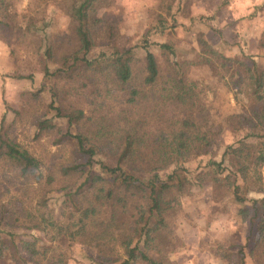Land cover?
<instances>
[{
  "label": "rangeland",
  "instance_id": "rangeland-1",
  "mask_svg": "<svg viewBox=\"0 0 264 264\" xmlns=\"http://www.w3.org/2000/svg\"><path fill=\"white\" fill-rule=\"evenodd\" d=\"M230 1L234 4V0ZM79 2L81 0H7L11 5L9 15L17 12L19 16L8 18L13 28L2 30L0 27V103L5 101L7 106L0 109V129L41 161L43 178L37 179L39 172L24 178L7 161L0 160V236L14 233L17 242L35 241L40 256L37 262L30 264L40 261L41 264H58V257H63L65 264H111L100 260L97 249L89 242L70 240L69 234L57 239L56 234L25 228L28 220L23 212L30 210L28 207L37 208L50 220H59L63 225L72 222L70 219L74 218L70 216L75 212L72 200L81 198L82 202L83 197H91L89 184L82 185L93 174L101 175L99 160L113 161L118 157L117 148L111 150L112 144L101 138V147L108 156L100 151L89 165L88 156L80 153L72 135L82 132L90 135L96 123L81 119L79 111L92 118L100 113L106 117L108 125L117 124L119 120L118 140L124 134L126 137L127 130L134 129L133 137L140 145L137 156L158 160L152 148L164 138L174 140L169 133L179 119L176 109L189 105L187 109L193 111L198 127L192 132L187 130V138L183 139L193 141L195 131L207 132L210 145L207 152L197 154L195 149L186 159L158 172L162 181L177 185L181 179L184 186L181 190L175 187L164 196L165 203L171 202L164 208L168 210L165 213L169 222L167 231L173 243L165 247L157 240V249L146 254L157 264H264V203L256 213L251 202V199L264 197L263 193L255 192L259 187L264 189V169L257 170L258 181L252 168L246 181L242 178L235 181L236 175H240V166L247 163L244 155L238 158L229 151L231 146L238 147L247 133V130H235L237 125L230 120L232 115L245 113L247 86L245 82H238V76H231L240 72L236 64L224 67L221 56H213L200 44V38L204 37L211 47L224 53L220 52L222 56L238 58L248 64L255 62L264 68V31L253 36L248 24L253 21L255 31L264 30V0H240L233 5L240 7L234 10V21L230 25L245 20L242 33L250 32L248 37L235 43H228L232 42V35H226L228 39L224 40L218 21L221 19L218 14L222 13V18L229 16L225 15L226 8L219 6L228 0H99L94 7H98L97 12L88 10L90 16L95 14L102 23L94 24L91 29L93 48L86 59L124 55L133 71L132 82L126 85L100 71L86 70L85 63L77 70H69L72 62L64 64L63 59L73 55L81 45L74 11ZM5 15L7 11L1 8L0 19L4 21ZM30 26L33 32L29 33ZM49 48L50 56L46 53ZM148 52L155 55L160 72L152 85L145 83ZM178 63L182 66L177 67ZM177 70H180V78L196 84L198 95L193 106L176 105L173 101L172 104L161 103V97L167 94L164 89L173 86L165 82L174 78ZM40 90L42 93L34 96ZM133 91L141 94L133 96ZM131 97L133 101L128 103ZM57 108L65 115H72L75 124L71 125L68 118L58 117ZM122 117L131 122L126 124ZM46 121L49 126H42ZM181 129V124L173 126L176 133ZM142 136L144 143L140 141ZM245 142L255 144L256 140ZM236 185L246 203L238 202ZM136 198L130 199L127 209L135 216L136 204L147 209L148 203ZM4 206L7 216L3 220ZM221 245H224L222 249ZM255 245L252 259L250 254ZM119 248L121 260L113 264H124V250ZM228 253L230 260L224 257ZM0 264L9 262L0 259ZM135 264L148 263L138 260Z\"/></svg>",
  "mask_w": 264,
  "mask_h": 264
},
{
  "label": "trees",
  "instance_id": "trees-1",
  "mask_svg": "<svg viewBox=\"0 0 264 264\" xmlns=\"http://www.w3.org/2000/svg\"><path fill=\"white\" fill-rule=\"evenodd\" d=\"M98 2L99 0H81L79 4L75 5V19L78 22L76 34L79 36L81 45L73 55L63 59L64 64L72 62V65H69V70H77L81 63H85L86 70L93 69L100 71L107 74L113 81L126 85L132 82L133 71L129 61L124 59V55L117 53L114 57L107 59L103 55L99 60L88 61L86 59V55L93 48L94 33H92L91 29L94 24L101 25L102 23L100 17H97L95 14L90 16L88 13V10L96 8L95 5ZM10 6L7 0H0V9L3 8L7 11V15H5L6 19L4 21L0 19V27L2 30L3 28L12 27L8 18L10 19L12 17L13 19V15L19 16L17 12L9 15L8 10ZM97 9H95V12H97ZM162 24L164 23L162 22ZM31 26L28 28L29 33L32 31ZM200 44L206 50L208 49L213 56H221V59L224 61V67L230 63H234L239 67L240 72H234L231 76L233 78L238 76V82H245L247 86V89L244 91L246 97L244 107L246 111L245 113L232 115L230 120L236 123L237 127L235 130H247V133L238 147L231 146L229 147V151L231 155L238 158L244 155L243 160L247 163L242 166H240L242 163H239L238 166H240V169L238 174L240 175H236L235 181H238L239 178L246 181L251 168L255 170V181H258L260 176L257 175V170L264 169V68H261L255 62L248 64L246 61L238 58L222 56L221 53L223 52L220 51V53L211 47L204 37L200 38ZM50 48L46 51L48 56L51 55ZM80 54H83V56L81 55L82 57H80ZM146 61L148 75L145 78V83L146 85H152L159 76V68L153 53H147ZM178 66L181 67L182 65L178 63ZM46 70L47 73L49 70L47 68ZM179 76L180 70H177L174 78H168L165 82V84L172 83L173 86L170 89H164L167 91V94L161 97V103L172 104L171 101H173L176 105L180 104L185 106L186 104H190L193 106L195 97L198 95V91L195 89L196 84L187 82ZM176 77L178 78L176 79ZM40 93H42V90L35 93L34 96L37 97ZM139 94L141 93L133 91V96ZM132 101L133 97L128 100V103ZM188 107L189 105L182 109H176V115L179 119H176L173 125L171 123L172 130L169 133V137L174 136V140L170 141L168 138H164L157 147L152 148V152L154 151L153 154L159 156L158 160L151 157L142 159L137 156L140 153V145L133 137L135 136L134 129L127 130L126 137L124 134L118 140L117 136L121 132L119 120L116 122L117 124L108 125L105 122L106 117L100 115V113L95 118H92V116L85 117V112L79 111L78 116L81 119L84 118L86 121L92 120L93 123H96V127L90 129V135L87 136L83 132L79 133V135H72V138H75L78 142L80 153L88 156L89 165L93 164V158L100 151L106 154L101 147V138L109 144H112L111 150L117 148L119 155L113 161L111 159L99 160L98 164H100L102 169L101 175L97 176L93 174L82 185L83 187L89 184V193H92L91 197H83L82 202H80L81 198L78 200L74 197L72 200L75 210L70 216L74 218L70 219L73 220L72 222L63 225L59 220L53 221L50 218H46L45 214L41 212V209L35 208L34 210L28 207L30 210L22 211L28 220L25 228L41 231L46 234H56L57 239L61 236L66 237L65 234H69L68 238L70 240L76 241L80 239L82 242H89L95 246L100 256L99 259H102L105 263L113 264L121 260L119 257V247H121L124 250V264H135L138 260L147 262L148 264H157L155 260L147 256L146 251L157 249V240H160V244L165 247L173 243V239L169 238L170 233L167 231L169 222L166 220L165 213L168 210L164 208V206L170 205L171 202L168 201L165 203L164 196L173 188L177 187L181 190L184 186V182L181 179L177 182V185L171 184L168 181H162L159 178L158 172L165 170L175 163L177 164L180 159H186V155L195 149L198 151L197 154H200L202 151L207 152L210 145L209 134L207 132L199 133L200 131H195L196 135L193 141L183 139L187 138V130L192 132L198 127L193 118V111L187 109ZM55 110L57 111L58 117L68 118L71 125L75 124L73 123L72 115H65L61 108ZM101 110V112H104L103 109ZM122 119L126 121V124L131 122L127 117H122ZM177 124H181L182 127L178 133L173 130V126ZM41 125L49 126L47 121L42 122ZM2 130L4 131V129H0V160L7 161V164L11 165L15 170L17 169L24 178H28L39 172L37 179H42L43 173L40 171L41 161L31 154L30 151L24 149L16 140L10 139L8 133ZM94 139L96 140L95 143ZM124 139L125 141L123 143H118ZM248 139L256 140L255 144L245 142ZM140 141L144 143L143 136ZM141 145L144 147L143 144ZM193 146L196 147L192 149ZM252 149H256V151L252 153ZM106 156L108 155L106 154ZM174 156L177 159H174ZM64 172L67 173L66 168H64ZM169 178L174 179L172 176ZM235 190L238 202L240 204L246 203L247 200L239 194V185H236ZM257 190L255 192L264 194L262 187H259ZM71 196L73 197L74 195L72 194ZM135 197L140 201L143 199L148 202L147 209H145L144 205L136 204L135 211L137 212V216L127 212V209L131 205L130 199ZM251 200L254 205V211L258 213L259 205L264 203V197L262 199ZM45 204L43 203V205ZM18 208L22 209V206H18ZM6 213L7 210L5 208L3 213H1L3 220L7 216ZM129 214L130 216H128ZM15 237L16 235L14 233H8V237L0 236V259H6L9 264H30L36 261L37 257L40 256L36 248V242L26 240L17 242ZM52 240L55 241V237H52ZM223 246L221 245V249ZM255 248H257V245L251 250L250 255L252 259L253 255H255ZM230 256L228 253L224 257L230 260ZM259 260L262 261L263 258L260 257ZM40 262L38 264H41ZM56 262L58 264H65L63 257H58Z\"/></svg>",
  "mask_w": 264,
  "mask_h": 264
},
{
  "label": "crops",
  "instance_id": "crops-1",
  "mask_svg": "<svg viewBox=\"0 0 264 264\" xmlns=\"http://www.w3.org/2000/svg\"><path fill=\"white\" fill-rule=\"evenodd\" d=\"M228 1L229 2H226L225 4L219 3V6H221V5L223 6L221 9L226 8L225 11L227 13L225 15L229 14V16H227L225 18H222V13L218 14V16L219 15L221 16V19L220 20L218 19V21L220 22L219 25H220L221 30L224 32L223 33L224 40L228 39V38H226V35H232V42H228V43H235V41L236 42L241 41L242 37L243 38L248 37V34L250 32L248 34L247 33H242L244 31V26H245V24L243 22L245 20H243L242 22H237V23H233V24L230 25V23H232L234 21V14H233L234 10L236 8L240 7V5H238V4H237L238 6L237 5L233 6V5L238 3L240 0H234V4H233V1H230V0H228ZM246 21L250 22L251 20H246ZM248 24L251 27V30H250L251 31V35L254 36V34L257 33V32H258V34L259 33H261V34L263 33V31H264L263 29L260 32H259L258 29L255 31V25L256 24L253 21H251ZM226 26H229V28H227ZM0 109H7V106L5 105V101H2V103H0Z\"/></svg>",
  "mask_w": 264,
  "mask_h": 264
}]
</instances>
